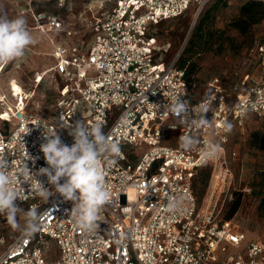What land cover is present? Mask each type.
Listing matches in <instances>:
<instances>
[{"label": "built area", "instance_id": "built-area-1", "mask_svg": "<svg viewBox=\"0 0 264 264\" xmlns=\"http://www.w3.org/2000/svg\"><path fill=\"white\" fill-rule=\"evenodd\" d=\"M68 1L55 0L60 6ZM194 1L200 11L208 0H116L104 17L91 22L88 49L58 44L57 62L46 72L63 82L55 119L30 111L16 80L10 83L14 101L0 92V160L15 178L16 203L41 208L44 202L30 201L44 200L38 181L52 192L38 213V230L30 236L22 231L0 254V264H48L47 242L58 250L55 264H264V240L250 239L233 218H217L200 207L194 191L203 167L217 183L231 174L234 133L244 131L249 116L264 119V78L244 90L235 85L232 92L214 78L207 96L193 101L178 58L168 64L155 59L152 25L183 14ZM30 16L36 30L68 32L58 13L42 10ZM177 98L188 102L194 119L210 123L193 126L169 111ZM79 121L89 128L99 124L120 147L117 154L99 156L111 199L92 232L75 223L73 201L55 192L46 176L32 175L47 167L41 151L45 131L57 132L71 146L69 132ZM183 134L199 137V147L182 149ZM170 138L174 142L167 143ZM209 144L218 146L219 154L204 162L201 152ZM174 198L179 206L169 210Z\"/></svg>", "mask_w": 264, "mask_h": 264}, {"label": "rangeland", "instance_id": "rangeland-1", "mask_svg": "<svg viewBox=\"0 0 264 264\" xmlns=\"http://www.w3.org/2000/svg\"><path fill=\"white\" fill-rule=\"evenodd\" d=\"M247 1L208 0L200 11L199 1H194L183 14L152 25L150 33L156 41L157 61L168 64L178 58L180 66L183 60L188 59L185 75L193 100L207 96L209 83L214 78H218L231 92L235 85L244 90L264 78V52L261 54L259 51L264 46V10L243 13L242 6ZM115 4L116 0H70L63 6L55 0H0V15H6L9 20L23 17L34 39L22 57L6 64L0 63V92L6 95L9 102L14 101L10 83L13 81L16 84V80L27 97L28 109L55 119L63 82L54 80L53 71L46 72L57 62L56 47L58 44H80L85 51L93 38L91 22L104 17ZM42 10L60 14L68 32L53 35L34 29L30 13ZM241 15L252 22L244 34L233 26V21ZM197 23L205 37L200 42L197 36V46L189 51L193 34L199 31H195ZM210 37L213 38V45L206 49L203 41ZM41 74L44 77L37 82ZM0 126H3L2 121ZM253 130L264 132V119L249 116L244 131L234 133L229 145L231 174L217 183L213 180L211 170L203 168L195 178L194 191L200 207L209 209L217 218H225L233 200L241 196V205L232 218L246 230L250 239L264 240V214L259 210L264 195V178L261 175L264 171V150L249 146L248 137ZM166 142L172 143L174 139H167ZM233 152L236 154L233 155ZM30 201L46 202L40 197ZM22 208L29 210L26 206ZM41 208L36 209L37 213ZM17 222L20 227L13 228L5 215L0 214V254L23 231V214L18 215ZM45 246L48 264H55L58 250L53 242H47Z\"/></svg>", "mask_w": 264, "mask_h": 264}, {"label": "clouds", "instance_id": "clouds-1", "mask_svg": "<svg viewBox=\"0 0 264 264\" xmlns=\"http://www.w3.org/2000/svg\"><path fill=\"white\" fill-rule=\"evenodd\" d=\"M32 43H34L33 36L27 30L26 20L23 17L9 20L6 15H0V63L6 64L22 57L25 49ZM167 108L177 117H187L193 126L210 123L205 118L194 119L190 115L188 102L179 98ZM203 110L207 111L206 108ZM226 127L230 129L231 125L228 124ZM69 134L74 140L71 146L63 143L57 132L45 131V142L41 145V151L47 167H41L38 173L32 175L46 176L55 192L64 200L73 201L74 207L70 214L75 223L81 229L92 232L99 227L100 209L111 199V186L106 182L99 156L106 152L117 154L120 152V147L107 138L99 124L89 128L79 121L75 126H71ZM179 140L181 148L187 151L196 150L200 143L199 137L192 134H183ZM218 154V146L209 144L201 152V157L204 162H208ZM6 167V162L0 160V214L5 215L7 222L13 228L20 227L17 217L23 214L25 217L23 234L30 236L39 228V215L35 208L25 211L16 203L18 193L11 187L15 183V178L5 171ZM38 183L39 195L47 201L52 192L39 181ZM178 206L179 201L175 198L168 204L169 210H176Z\"/></svg>", "mask_w": 264, "mask_h": 264}, {"label": "trees", "instance_id": "trees-1", "mask_svg": "<svg viewBox=\"0 0 264 264\" xmlns=\"http://www.w3.org/2000/svg\"><path fill=\"white\" fill-rule=\"evenodd\" d=\"M264 10V1L263 0H249L247 2H245L242 6V11L243 13H249V12H254V13H257V12H261ZM198 23L197 25L195 26V31H198L199 30V27H198ZM252 25V22L249 18L245 17L244 15H241L240 17L236 18L234 21H233V26L237 29V31H239L240 33H246L248 32L249 28L251 27ZM202 30V28H200ZM201 30H199L198 32H195L193 34V37L194 39H192L190 41V45L188 46L189 47V51H191L196 45V37L198 36L197 40L198 41H202L203 40V37H205V33L202 32ZM210 35H212V33H210ZM214 36V35H212ZM205 44H206V49H210V47L213 45V38L210 37V38H206L205 41H203ZM186 60H183L182 64L179 66L180 68H184L185 71H186ZM177 64H178V59H177ZM186 74V72H185ZM192 99V97H191ZM193 100V99H192ZM193 101H197V100H193ZM248 144L251 148H254V149H258V150H264V132L263 131H260V130H253L251 131V133L249 134V137H248ZM203 168H209V167H203ZM201 168V169H203ZM200 169V170H201ZM210 169V168H209ZM262 178H264V171L262 172ZM207 178V177H206ZM205 178V180H206ZM241 195V194H240ZM241 196H238L237 198H235L233 200V202L231 203V208L229 210V213L226 215V219H230L232 218L233 214L239 209L240 205H241ZM259 210L262 214H264V195L262 196V199L259 203Z\"/></svg>", "mask_w": 264, "mask_h": 264}, {"label": "bare ground", "instance_id": "bare-ground-1", "mask_svg": "<svg viewBox=\"0 0 264 264\" xmlns=\"http://www.w3.org/2000/svg\"><path fill=\"white\" fill-rule=\"evenodd\" d=\"M47 72H48V71H47ZM39 76H41V78H43V77H44V74H43V75L41 74V75H39ZM13 84H14V83H13ZM14 85H15V84H14Z\"/></svg>", "mask_w": 264, "mask_h": 264}]
</instances>
